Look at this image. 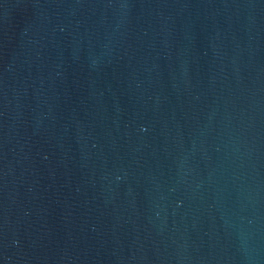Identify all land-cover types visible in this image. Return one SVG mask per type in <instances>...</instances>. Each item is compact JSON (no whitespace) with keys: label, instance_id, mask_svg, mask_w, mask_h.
<instances>
[{"label":"water","instance_id":"water-1","mask_svg":"<svg viewBox=\"0 0 264 264\" xmlns=\"http://www.w3.org/2000/svg\"><path fill=\"white\" fill-rule=\"evenodd\" d=\"M0 264H264V0H0Z\"/></svg>","mask_w":264,"mask_h":264}]
</instances>
